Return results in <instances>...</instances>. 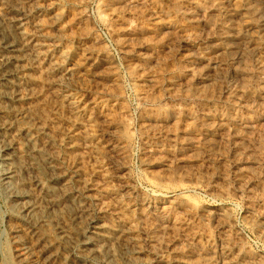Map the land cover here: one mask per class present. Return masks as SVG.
Returning <instances> with one entry per match:
<instances>
[{"label":"rangeland","instance_id":"obj_1","mask_svg":"<svg viewBox=\"0 0 264 264\" xmlns=\"http://www.w3.org/2000/svg\"><path fill=\"white\" fill-rule=\"evenodd\" d=\"M216 1L34 0L29 21L40 62L69 73L86 127L87 148L75 135L74 149L55 142V152L78 162L105 215L148 236L146 257L160 264H264V26L246 13L221 19ZM251 5L264 18V0ZM245 23L253 26L241 32ZM220 28L240 30L256 55L232 40L231 51L243 53L229 65L231 51L216 49ZM211 56L217 65L207 64ZM27 73L34 112L67 121V106L49 93L53 75ZM3 201L0 190V216ZM5 224L0 264H16Z\"/></svg>","mask_w":264,"mask_h":264},{"label":"bare ground","instance_id":"obj_2","mask_svg":"<svg viewBox=\"0 0 264 264\" xmlns=\"http://www.w3.org/2000/svg\"><path fill=\"white\" fill-rule=\"evenodd\" d=\"M251 1L243 0L241 7L230 9L224 6L226 0H218L210 8L221 19L233 14L244 17V13L258 16L257 25L264 26L263 14L251 5ZM10 2L0 8V190L6 207L0 220L9 224L15 263L160 264L163 261L157 256L146 257L151 245L148 236L135 233L117 216L105 215L100 199L89 193L92 184L81 173L78 162L61 161L55 152V142L74 149L72 138L75 135L82 139L83 148H87L86 127L80 122L76 100L65 85L69 73L53 62H40L42 43L36 40L38 27L36 20L29 22L37 12L34 0ZM24 26L28 27V33L23 31ZM243 26L241 32L253 25L245 23ZM239 32L236 30L234 35L220 28L216 49L231 51L232 40H238L256 55L258 46L248 45ZM239 45H235L236 50ZM242 53L229 52V65L237 63ZM213 56L207 58V64L217 65L219 58ZM261 67L258 65V70H263ZM30 69L53 75L48 83L49 93L59 104L67 106V121L55 112L51 113L52 117L47 111L34 112L36 98L27 73ZM53 122L59 124L61 132L54 134ZM215 210L219 215L222 212L217 207ZM153 239L151 243L157 242L156 237Z\"/></svg>","mask_w":264,"mask_h":264}]
</instances>
